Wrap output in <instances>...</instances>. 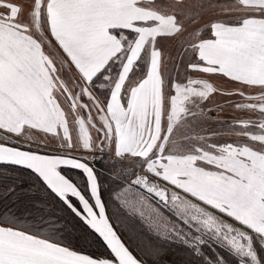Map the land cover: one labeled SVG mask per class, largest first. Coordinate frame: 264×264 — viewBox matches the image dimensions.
<instances>
[{
	"label": "snow or ice",
	"instance_id": "1",
	"mask_svg": "<svg viewBox=\"0 0 264 264\" xmlns=\"http://www.w3.org/2000/svg\"><path fill=\"white\" fill-rule=\"evenodd\" d=\"M0 264H264V0H0Z\"/></svg>",
	"mask_w": 264,
	"mask_h": 264
}]
</instances>
